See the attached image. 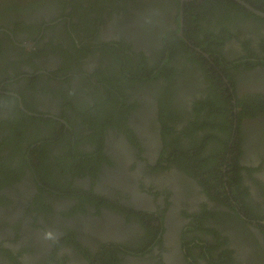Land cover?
<instances>
[{"label": "flooded vegetation", "instance_id": "1", "mask_svg": "<svg viewBox=\"0 0 264 264\" xmlns=\"http://www.w3.org/2000/svg\"><path fill=\"white\" fill-rule=\"evenodd\" d=\"M0 264H264V0H0Z\"/></svg>", "mask_w": 264, "mask_h": 264}, {"label": "water", "instance_id": "2", "mask_svg": "<svg viewBox=\"0 0 264 264\" xmlns=\"http://www.w3.org/2000/svg\"><path fill=\"white\" fill-rule=\"evenodd\" d=\"M192 1H195V0H181L182 4L186 3V2H192ZM238 1H240V0H238ZM247 7L251 10V8L249 6H247Z\"/></svg>", "mask_w": 264, "mask_h": 264}, {"label": "clouds", "instance_id": "3", "mask_svg": "<svg viewBox=\"0 0 264 264\" xmlns=\"http://www.w3.org/2000/svg\"><path fill=\"white\" fill-rule=\"evenodd\" d=\"M47 235H48L49 238L51 237V233H48Z\"/></svg>", "mask_w": 264, "mask_h": 264}]
</instances>
